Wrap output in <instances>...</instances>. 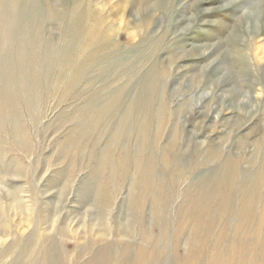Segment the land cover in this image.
Returning a JSON list of instances; mask_svg holds the SVG:
<instances>
[{
    "label": "rangeland",
    "instance_id": "rangeland-1",
    "mask_svg": "<svg viewBox=\"0 0 264 264\" xmlns=\"http://www.w3.org/2000/svg\"><path fill=\"white\" fill-rule=\"evenodd\" d=\"M6 193L0 264H264V0H0Z\"/></svg>",
    "mask_w": 264,
    "mask_h": 264
},
{
    "label": "bare ground",
    "instance_id": "bare-ground-1",
    "mask_svg": "<svg viewBox=\"0 0 264 264\" xmlns=\"http://www.w3.org/2000/svg\"><path fill=\"white\" fill-rule=\"evenodd\" d=\"M129 1L130 0H126V3L129 2ZM63 192H65V191H63ZM6 194H7L6 196L10 199V200H7L9 202L7 204V206H5L6 204L5 205L3 204L4 202H2V198H1V195H0V217L1 216H4V215L6 216V217L4 216V219H3V222H5V224L3 226H1V227H2V230H3V234H5V236H12L13 237V233H12V232H14L13 231V228H12L13 226L11 225V223L6 224L8 222L9 216L11 218V215L14 212L20 213L21 214V217H22V222L27 225L26 227L30 226V224H31L30 223L31 222V216L28 214L29 213V208L28 209L27 208H24L22 206V204L19 201L16 200V198L14 197V193H6ZM64 198H65V196H64ZM241 206H247V207L248 206H254L253 199L251 201H249V198L244 195V197H242V205ZM248 208H250V207H248ZM55 211H57V210H55ZM34 214H35V212H34ZM32 216H33V214H32ZM39 216L40 217H39V221H38L39 223L38 224L47 223L50 220V223L53 224V226H55V230H54L55 235H56V232L58 234V231H60V233H59V235H60L59 237L61 238V241L60 242L63 244V242H64V239L63 238L67 237V233L68 232L65 231V229L59 230L60 227H57L56 228V226L58 224V221H59V219H58L59 217L57 218V217H52L51 216L52 218H50L48 215H39ZM5 218H7V221H5ZM38 224L36 223L37 226H38ZM15 230L18 231V229H15ZM101 235L99 234L97 236L98 237L97 240H102V236ZM16 236H17L16 238H18V239L20 238V235H16ZM50 236H51V234H41V235L40 234H37V235H34L33 238L31 239V241L34 239L35 243H33V244L36 245V246L34 247L33 250L32 249L31 250L29 249L30 251L28 252V256L26 254L24 256V259H25V257H27L26 258V261H28L29 258H34L33 260L38 263L39 256H41L42 259H43L44 264H65V262H66L65 259H64V257H66L65 256V253H63L62 251H60V249L57 248L58 246H56V247L54 246V242L56 241V239L55 240L54 239L51 240V241L54 240L53 243H51L49 241V239H51ZM18 239L13 240L12 242L13 243L16 242V244L21 243V241L18 240ZM45 241H48V243H49L48 245H50V243H51V246H45V243H44ZM27 244H28V248H30V246H29L30 243L27 242ZM34 245H32V246H34ZM75 246H78V243H76ZM88 248H89V245H88V247L86 249H88ZM57 250H58V252H57ZM80 254H81V252H78L77 250H74L73 253L69 254L70 255V258L68 260H69L70 264L76 263V260L79 258V255ZM152 258H153V255L152 254H149V253L147 254L144 250L140 249L138 251L136 257H135L134 264H148ZM108 259L110 260V256L107 253V251H105V252L100 253L99 256H98V258H95L94 262L96 261L97 264H104ZM29 262H30V260H29ZM96 262H95V264H96ZM25 264H27V262ZM67 264H69V263H67Z\"/></svg>",
    "mask_w": 264,
    "mask_h": 264
}]
</instances>
